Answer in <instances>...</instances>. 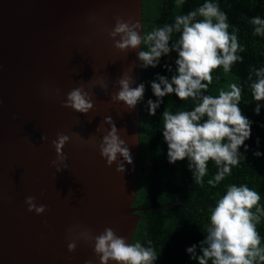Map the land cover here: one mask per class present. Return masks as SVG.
<instances>
[{
    "label": "water",
    "instance_id": "1",
    "mask_svg": "<svg viewBox=\"0 0 264 264\" xmlns=\"http://www.w3.org/2000/svg\"><path fill=\"white\" fill-rule=\"evenodd\" d=\"M116 17L139 21L143 36V0H0V264H100L91 242L77 240L69 252L82 229L98 235L111 227L132 242L140 220L133 204L141 101L130 110L111 95L124 74L135 80L133 88L141 84L142 46L128 52L114 47L108 32ZM100 77L106 91L96 83ZM80 86L93 96L88 114L62 106ZM106 116L126 129L120 135L133 163L118 157L124 173L100 154L106 131L96 129ZM58 133L71 140L64 148L67 160L54 165ZM28 196L46 211L29 212Z\"/></svg>",
    "mask_w": 264,
    "mask_h": 264
},
{
    "label": "clouds",
    "instance_id": "2",
    "mask_svg": "<svg viewBox=\"0 0 264 264\" xmlns=\"http://www.w3.org/2000/svg\"><path fill=\"white\" fill-rule=\"evenodd\" d=\"M184 3L185 0H176V7L180 8ZM250 22L254 26L253 34L264 36V19L255 16ZM229 28L228 16L221 11L219 4L206 0L194 10L177 15L174 23L144 32L143 36L139 21H125L123 17H116L114 27L108 32L114 47L121 52L135 50L142 45L147 48L138 52L143 68L158 66L161 57L173 50L178 53L175 61L177 74L171 80L157 75L158 82H151L158 99L148 101L149 114L155 116L162 98L173 93L181 101L191 98L196 102L194 110H179L176 113L165 110L162 118L169 162L174 164L188 159L194 182L199 185H203L204 177L208 175L209 162H214L218 167L214 178L207 181L209 185H219L226 176L231 175L232 168L240 163V147L252 134L253 122L242 113L240 107L241 85L232 82L227 88H221L218 95L204 94L213 83L216 70L222 67L227 74L234 64L243 62V57L238 55V52L245 50L239 43V29L233 27L230 32ZM174 33L180 34L176 40H173ZM166 67L172 70L170 66ZM248 81L251 82L250 89L255 101H264V68H252ZM96 83L107 90L103 77ZM134 83L131 75L124 74L118 80L119 91L111 95V100L123 102L130 110L135 109L138 102L143 100L145 85L141 83L133 88ZM62 106L88 114L94 108L93 96L80 86L67 93ZM260 108L261 105L257 103V115ZM103 124L110 125V130H105ZM103 124L96 129L97 132L106 131L99 143L100 154L109 167L116 163V171L124 173L126 168L118 157L122 156L128 164L133 163L130 149L120 135L121 131L126 134V129H118L111 116H106ZM75 135L84 139L79 133ZM41 139L46 141L48 138L43 135ZM70 140L69 135L58 133L52 141L57 153V159L52 162L54 165L67 160L64 148ZM89 142L95 145V137H90ZM254 155L259 157L264 154L255 152ZM57 171L62 170L58 168ZM260 202V194L247 184L228 185L226 194L219 196L210 211L206 238L200 244L202 255L197 256V245H192L187 248L191 258L198 260L199 264H264V246L257 228L264 217V207ZM25 203L29 212L41 215L46 211L45 205H37L34 196H28ZM68 232L71 236L76 232L75 227L69 228ZM80 239L93 244L100 264H109L110 261L114 264H154L158 258L151 240L147 241V247L139 241L128 243L111 227L98 235L90 229H82L68 244L69 252L76 251L77 240ZM86 264H93V261L88 260Z\"/></svg>",
    "mask_w": 264,
    "mask_h": 264
},
{
    "label": "trees",
    "instance_id": "3",
    "mask_svg": "<svg viewBox=\"0 0 264 264\" xmlns=\"http://www.w3.org/2000/svg\"><path fill=\"white\" fill-rule=\"evenodd\" d=\"M206 0H185L182 7H176V0H143V35L157 27L172 24L177 15L186 14L201 6ZM218 3L221 11L228 16L230 25L239 29L237 35L240 45L245 49L238 52L243 62H237L229 73L222 67L213 73V83L206 95H218L221 88L229 83L242 86L240 107L242 113L252 121L251 138L245 141L239 151L242 154L238 166L232 168L231 175L225 177L219 185L207 183L214 178L218 167L214 162L208 164V175L203 185L194 182L189 160L170 163L168 145L163 137V112L169 110H194L196 102L189 98L181 101L174 93L162 98L163 102L156 109V115L149 114L148 101H157L151 88V82L157 81V75L171 77L177 74L174 50L162 56L156 67H142L141 83L145 85L143 100L140 105V146L138 156V185L133 204L140 208V216L134 231L132 242L139 241L144 246L152 241L158 258L154 264H199L191 258L187 248L197 245V256L202 255L200 244L206 238V228L210 223V211L220 195L226 194L227 186L247 184L261 196L264 207V155L255 156V152L264 154V101L257 102L252 96L248 75L252 68H264V36L254 35L251 18L260 16L264 19V0H211ZM173 34V40L179 38ZM141 50H147L142 45ZM171 67V71L168 67ZM255 79V77H254ZM158 82V81H157ZM261 105L259 115L255 108ZM245 146L247 151H245ZM264 246V217L257 226ZM131 242V243H132ZM211 264V262H209Z\"/></svg>",
    "mask_w": 264,
    "mask_h": 264
}]
</instances>
